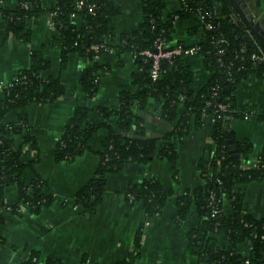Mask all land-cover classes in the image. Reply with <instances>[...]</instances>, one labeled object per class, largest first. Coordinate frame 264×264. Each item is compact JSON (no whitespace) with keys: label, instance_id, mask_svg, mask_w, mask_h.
Segmentation results:
<instances>
[{"label":"trees","instance_id":"obj_1","mask_svg":"<svg viewBox=\"0 0 264 264\" xmlns=\"http://www.w3.org/2000/svg\"><path fill=\"white\" fill-rule=\"evenodd\" d=\"M76 1L55 0L52 8L57 35L50 43L52 48L59 50L60 68L66 66L71 53L93 61L97 55L113 51L117 55L130 53L137 69L130 74L133 90L119 94L117 108L96 107L101 121L95 124L89 121L93 107L76 106L54 145L55 161L72 160L88 149L87 141L99 127L107 129L97 151L98 165L91 178L72 195L74 204L85 213L91 212L102 198L106 175L120 171L127 162L145 164L159 155L175 171L177 151L164 140L171 135L182 137L200 128L208 115H212L211 139L214 148L199 160L201 183L177 196L174 222L179 224L191 205L194 206L200 224L188 230L186 239L188 253L196 259V264H264V217L257 218L244 212L243 193L235 190L238 183L264 178V146L257 153L253 165L245 166L242 162L251 154L252 143L246 138H235L232 131L233 121L245 116L235 109L234 91L238 84L251 73L264 78V63L251 59L253 53L264 52V43L249 32L243 20H235L231 14L235 8L230 0H179L180 9L168 14L162 0L143 1L141 21L128 33H118L111 28L110 18L118 13V8L108 0H82L81 9L75 8ZM215 2L220 4L219 9H215ZM92 4L93 10L89 12L88 6ZM44 10L40 0H17L13 10L1 8L0 15L6 23L7 32L28 41L29 32L23 28L25 19ZM199 11L206 17L202 23L197 17ZM72 12H76L75 17H71ZM187 18L196 22L193 32L201 31L203 40L195 45L196 54L202 57L203 67L210 73L206 83L195 91L191 87L193 71L182 59L183 55L160 59L159 77L152 79V57L143 53L145 50L154 52L157 40L172 43L175 20ZM205 23H209L211 28L204 29ZM220 39L224 42H218ZM177 43L183 49L188 48L183 42ZM94 45H98L96 50L92 48ZM30 56L29 68L21 69L13 82L0 84L3 94L0 101V208H6L11 213H18L22 203L28 205L31 211L38 212L56 197L41 178H23V170L32 162L21 160V148L14 146L13 136L22 134L24 143L36 147L35 140L29 135L26 117L19 114L16 122L1 123L9 110L30 103H49L65 92L60 77L44 75L50 61L43 53L32 50ZM106 67L93 61L82 71L79 83L85 99L90 100L96 94L99 71ZM149 98L159 103L161 117L174 123L173 129L161 138L147 137L142 119L133 111L134 106L144 108ZM218 104H224L225 109L218 108ZM257 118L264 120L261 115ZM111 119L116 128L112 127ZM226 123H229V132L225 129ZM227 138L232 140L231 148L226 147ZM234 153L238 157H232ZM9 185L17 191V199L13 203H7L4 196ZM123 194L129 205L133 201L141 202L147 216L160 212L167 196L153 178L129 183ZM223 199L230 207L228 214L223 210ZM2 220L0 217V222ZM219 234L226 236L225 247H221L216 240ZM141 235L142 226L135 237L136 246L140 245ZM243 243H248L246 252L238 248ZM39 260V253L31 250L19 264H39ZM84 262L82 259L81 264ZM43 264L63 263L46 257ZM114 264L132 263L120 260Z\"/></svg>","mask_w":264,"mask_h":264},{"label":"crops","instance_id":"obj_2","mask_svg":"<svg viewBox=\"0 0 264 264\" xmlns=\"http://www.w3.org/2000/svg\"><path fill=\"white\" fill-rule=\"evenodd\" d=\"M45 10L37 16L25 19L24 30L29 32L28 41H22L16 34L7 32L6 23L0 15V82H13L21 69L31 65L30 52L41 51L50 61L49 69L44 73L60 77L65 88L62 96L49 103H30L18 109L7 111L2 124L16 122L23 114L28 123L29 135L36 142L33 148L23 142L22 134L13 136L15 147L21 148V160L32 162L23 170V178L33 176L41 178L47 189L56 194L49 205L38 212L30 210L28 205L20 204L18 213L0 208V264H19L31 250L43 259L50 257L63 264H114L126 260L132 264H196V259L188 253L186 233L199 226L200 219L191 205L185 218L174 222L177 210V196L186 190H193L201 183L199 160L208 150H213L211 123L203 122L198 129H193L177 137L171 135L164 140L171 143L177 151L175 171L167 160L155 155L149 162H127L120 171L108 173L101 200L89 213L82 211L74 204L75 194L94 174L98 165L97 151L107 133L99 127L87 141L88 149L72 160L55 161L54 145L61 136L65 123L78 105L91 106L89 121L98 124L101 121L96 107L117 108L121 92L132 91L130 74L137 69L133 56L124 52L120 55L113 51L104 52L93 61L107 66L99 71V92L87 100L79 83L84 68L91 62L87 58L71 53L66 66H59V50L52 48L51 40L57 35L52 20V8L55 0H40ZM118 8V13L110 18V26L118 33L133 31L142 18L141 5L150 0H108ZM165 13L180 9L179 0H162ZM240 10L249 16L258 31L264 35V0H236ZM17 0H0L1 8L13 10ZM215 9L221 6L215 2ZM236 13V10H235ZM79 22V19H75ZM194 19H179L174 22L173 42H183L186 46H195L203 40L200 29L193 32ZM172 42V43H173ZM182 59L193 71L192 89L198 90L210 77L202 64V57L196 53H185ZM43 74V73H42ZM235 109L243 113L232 124V131L237 139H248L252 143V152L242 162L252 166L257 153L264 146V78L249 74L234 91ZM3 94L0 91V101ZM159 103L149 98L144 108L133 107L134 113L142 119L147 137L161 138L169 133L174 123L160 115ZM113 128L116 125L110 120ZM147 178L159 182L164 193H167L165 204L160 212L147 216L139 201L127 203L123 190L129 183H139ZM237 192H243V210L257 218L264 217V178L260 182L238 183ZM5 200L13 203L17 199L16 188L9 185L5 188ZM67 198L63 204V199ZM223 210L230 213L226 199H223ZM142 226L140 245L136 246L135 237ZM216 240L225 247L226 236L219 234ZM142 251L137 252V248ZM246 252L248 243L238 247ZM207 264V263H201Z\"/></svg>","mask_w":264,"mask_h":264},{"label":"built area","instance_id":"obj_3","mask_svg":"<svg viewBox=\"0 0 264 264\" xmlns=\"http://www.w3.org/2000/svg\"><path fill=\"white\" fill-rule=\"evenodd\" d=\"M83 4H84V2L82 0H78L75 3V8L81 9ZM93 7H94L93 4L89 5L88 11L92 12ZM75 16H76V12H72L71 17H75ZM197 17L201 23L206 18L205 15L200 11L197 13ZM203 28L204 29H210L211 25L209 23H205V24H203ZM218 42H224V40L220 39ZM92 48L96 50L98 48V45H94ZM143 53L147 56L152 57L153 64H152V68L150 70V75H151L152 79H157L159 77L160 59L170 58V57L176 56V55H183L185 53L194 54V53H196V48H195V46H188L187 49H183V47L176 42L166 44L162 40H157L154 52H151L149 50H145V51H143ZM251 59L253 61H262L264 63V52L262 50H259L258 53H253L251 55ZM0 84L3 85L1 82H0ZM218 108L225 109V105L224 104H218ZM205 121H208L211 123L212 121H214V117L212 115L211 116L208 115V118ZM84 264H85V262H84Z\"/></svg>","mask_w":264,"mask_h":264},{"label":"water","instance_id":"obj_4","mask_svg":"<svg viewBox=\"0 0 264 264\" xmlns=\"http://www.w3.org/2000/svg\"><path fill=\"white\" fill-rule=\"evenodd\" d=\"M230 1L232 2L233 6H234V8L236 10V13H235V11H232V13H231L232 16L235 18V20H239V19L243 20L247 24V26L249 28V32L252 33V34H254L260 41H262L264 43V35L261 34L258 31V29L254 26V24L250 20L249 16H247V14H244L240 10V8L238 7V5L236 3V0H230ZM225 129L228 130V132H229V123H226L225 124ZM231 143H232L231 138H227L226 139V144H227L226 147L227 148H231L232 147L231 146ZM232 157H238V154L237 153H234L232 155Z\"/></svg>","mask_w":264,"mask_h":264},{"label":"rangeland","instance_id":"obj_5","mask_svg":"<svg viewBox=\"0 0 264 264\" xmlns=\"http://www.w3.org/2000/svg\"><path fill=\"white\" fill-rule=\"evenodd\" d=\"M98 89H99V87H98ZM97 91L99 92V90H97ZM98 92H97V93H98ZM78 155H79V154H78ZM260 181H262V180H260ZM260 181H254V182H260ZM250 182H253V181H250ZM247 183H249V182H247ZM242 193H243V192H242ZM63 201H67V198H64ZM8 212H9V211H8ZM140 251H142V249L138 247V248H137V252L139 253ZM80 261H82V259H81Z\"/></svg>","mask_w":264,"mask_h":264}]
</instances>
